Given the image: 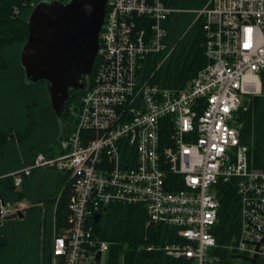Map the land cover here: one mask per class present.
<instances>
[{
    "label": "built area",
    "instance_id": "obj_1",
    "mask_svg": "<svg viewBox=\"0 0 264 264\" xmlns=\"http://www.w3.org/2000/svg\"><path fill=\"white\" fill-rule=\"evenodd\" d=\"M180 13L193 15L185 34L202 23L206 65L185 87H163L153 80L175 49L165 22ZM160 55L148 71L149 59ZM96 61L93 85L70 108L75 123L59 153L38 154L7 175L17 189L36 170L66 178L69 214L61 229L54 214L51 264H94L98 252L103 264L110 243L92 221L114 205L141 206L147 228L174 231V243L148 251L191 264L219 263L220 250L264 260V169L251 165L238 119L264 95V0H209L197 10L108 0ZM231 183L240 227L220 245V185ZM25 210L24 202L0 198V230Z\"/></svg>",
    "mask_w": 264,
    "mask_h": 264
},
{
    "label": "trees",
    "instance_id": "obj_2",
    "mask_svg": "<svg viewBox=\"0 0 264 264\" xmlns=\"http://www.w3.org/2000/svg\"><path fill=\"white\" fill-rule=\"evenodd\" d=\"M163 2L166 6L177 10H197L203 8L209 0H163ZM32 4L33 0H0V75L3 77L16 71V61H12L9 64L2 54L3 50L15 47L14 51L16 54L17 47L23 48L29 36L27 19L34 8ZM17 10L19 13L16 12ZM192 19V14L180 13L172 15L165 22V25L170 30V43L173 46L175 45V49L163 64L153 83L163 87L183 88L206 65V58L202 48V23H198L191 31L185 34ZM162 56L149 59L148 71L155 67L156 61L161 59ZM17 65L23 75V80H21L25 97L30 100L27 106H48L52 114L55 115L46 90V81L41 80L37 84L26 83L24 70L20 65V57ZM96 66L97 61L93 67L89 88L93 85ZM85 92L86 90L76 91L73 103L70 106L78 109V104ZM67 112L72 122L75 123L69 109H67ZM238 119L242 123V143L249 148L248 156L251 165L255 168L264 169V95L253 98L249 102L248 111H241ZM7 128L2 129L0 126V154L8 138L12 136V129L8 130ZM66 134L68 135L69 132ZM168 134L169 132L165 133V135ZM18 135L22 134L18 133ZM63 137L65 136H61L59 139ZM38 154L31 155L24 165L20 164L11 171L0 173V198L12 203H19L28 199L33 200L34 204L42 203L40 199L30 197L23 187L17 189L13 178L7 176L18 169L32 164ZM46 155L51 156L50 154ZM61 179L64 187L60 193V189H58V193L56 192L53 198L46 200L47 209L43 215L45 216L44 219L42 217V208L38 211L36 206H31L26 212L24 220L20 221V229H24L26 224H31L37 232L30 229L25 232V237H21L19 232L16 235L9 231L15 228L16 220L5 222L4 227L0 230V264H51L54 211L56 210L55 216L58 229L67 225L69 214L68 203L71 191L66 178ZM26 181L23 186H25ZM58 182L60 181L57 178ZM60 194L61 197L57 201ZM219 197L221 202L219 223L214 230V234L218 244L227 245L237 237L239 232L240 197L233 183L221 184ZM146 220V215L141 206L125 207L114 205L107 208L99 223L92 221L95 234L110 243V248L103 264H191L186 259L168 257L162 251H148L147 248L151 245L164 246L168 243H174L176 239L172 229L162 225H150L147 228ZM22 222L27 223L21 224ZM42 229H44L45 235L48 234V236L41 248ZM29 239L32 240L31 245L29 244ZM28 244L30 247L27 248ZM218 254L221 260L216 264H233V256L236 254L227 250H220Z\"/></svg>",
    "mask_w": 264,
    "mask_h": 264
},
{
    "label": "water",
    "instance_id": "obj_3",
    "mask_svg": "<svg viewBox=\"0 0 264 264\" xmlns=\"http://www.w3.org/2000/svg\"><path fill=\"white\" fill-rule=\"evenodd\" d=\"M108 0H42L27 19L29 36L21 54L20 65L28 84L46 81L51 107L61 123L70 94L88 90L100 47V33ZM19 213L6 221L24 219ZM99 223L101 215L94 216ZM256 264L257 256L243 257ZM94 264H102L98 252Z\"/></svg>",
    "mask_w": 264,
    "mask_h": 264
},
{
    "label": "rangeland",
    "instance_id": "obj_4",
    "mask_svg": "<svg viewBox=\"0 0 264 264\" xmlns=\"http://www.w3.org/2000/svg\"><path fill=\"white\" fill-rule=\"evenodd\" d=\"M40 1L42 0H33L32 6L34 7ZM192 21L189 25L192 24ZM14 49L15 47L5 48L2 53L9 64L16 61V71L5 77L0 75V126L2 129L7 127L8 130L12 129V136L8 138L7 143L1 150L0 173L11 171L17 165H24L30 156L35 153L52 155L54 152H59V138L67 135L66 132L60 133L59 120L56 115L52 114L48 106H27L30 100L25 97L22 86L23 75L17 65L22 49L17 47L16 54ZM18 133L22 135H18ZM56 172L55 170H36L26 181L23 189L29 193L30 197L40 199L42 203L34 204L33 200H26L27 210H25V213L31 206H36L38 211L41 206L46 208V200L53 198L54 194L59 191L58 189H60L59 193L62 191L64 183L61 181L57 183L58 175ZM20 221L22 219H17L15 228L9 231L16 235L19 232L21 237H25V232L30 229L37 232L31 224H26L27 222H22L21 224H26V226L24 229H20ZM9 227L11 226L9 225ZM29 240L31 245L32 240ZM29 244L27 248L30 247Z\"/></svg>",
    "mask_w": 264,
    "mask_h": 264
},
{
    "label": "flooded vegetation",
    "instance_id": "obj_5",
    "mask_svg": "<svg viewBox=\"0 0 264 264\" xmlns=\"http://www.w3.org/2000/svg\"><path fill=\"white\" fill-rule=\"evenodd\" d=\"M76 91H78V90H76ZM76 91H73L70 94V99H69V101L67 103L66 111L63 114L61 123H59L60 133H65V132L68 133L73 127V122H72V120L70 119V117L68 115L69 113L67 112V109L70 110V108L72 107L70 105H71V103H73V99H74V96L76 94ZM79 91H81V90H79ZM82 91H84V90H82ZM236 256H239V255H234L233 256V264H250L249 261H247V260H245L243 258L242 259L238 258ZM243 257H247V256H243ZM256 264H264V260L261 259V258H258L257 261H256Z\"/></svg>",
    "mask_w": 264,
    "mask_h": 264
},
{
    "label": "crops",
    "instance_id": "obj_6",
    "mask_svg": "<svg viewBox=\"0 0 264 264\" xmlns=\"http://www.w3.org/2000/svg\"><path fill=\"white\" fill-rule=\"evenodd\" d=\"M72 130H73V128L69 131V134L72 132ZM68 134V135H69ZM57 153H59V152H54L52 155H54V154H57ZM51 155V156H52ZM57 173V175H58V181H61L62 179L61 178H64V175L62 174V173H59V172H56ZM26 205H27V203H26V200L25 201H23ZM41 208H42V217H43V219H44V217L45 216H43L44 214H45V212H46V209H47V207L45 208V206H41ZM55 214V213H54ZM25 215H26V213H25ZM56 217V216H55ZM25 218V217H24ZM23 220V219H22ZM53 222H54V215H53ZM48 236V234H46L45 235V233H44V229H42V234H41V241H42V243L44 242V241H46L47 239H46V237ZM45 243V242H44ZM51 246H52V243H51Z\"/></svg>",
    "mask_w": 264,
    "mask_h": 264
}]
</instances>
